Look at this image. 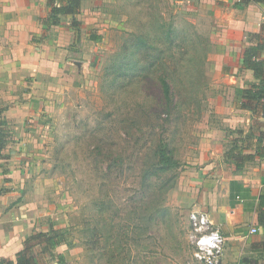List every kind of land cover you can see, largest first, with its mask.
<instances>
[{
  "label": "rangeland",
  "instance_id": "374dc122",
  "mask_svg": "<svg viewBox=\"0 0 264 264\" xmlns=\"http://www.w3.org/2000/svg\"><path fill=\"white\" fill-rule=\"evenodd\" d=\"M94 1L84 7L96 16L77 18L79 32L66 54L76 61L55 79L28 84L38 92L31 94L35 105L0 117V165L7 171L4 159L13 164L17 198L34 232L53 227L64 238L52 249L34 244L36 263L205 264L193 259L186 239L187 213L199 209L221 226L219 264L245 258L264 264V247H253L264 241V224L251 233V221L236 215L241 196L227 191L226 180L237 171L225 157L241 147L246 153L251 123L263 121L239 107L240 90L253 77L237 65L247 45L264 40L263 6ZM162 77L171 87L168 99ZM160 140L177 161L159 185L169 187L162 200L179 221L183 248L173 253L169 235L156 236L142 258L135 234L121 235V228L133 216L141 164Z\"/></svg>",
  "mask_w": 264,
  "mask_h": 264
},
{
  "label": "crops",
  "instance_id": "0c3cea01",
  "mask_svg": "<svg viewBox=\"0 0 264 264\" xmlns=\"http://www.w3.org/2000/svg\"><path fill=\"white\" fill-rule=\"evenodd\" d=\"M85 1L93 0H82L80 13L76 15V18L81 16V20L96 16L95 10L84 7ZM97 1L100 0L94 2ZM238 2L243 3L242 0ZM259 5L264 8V3L250 2L247 9H260ZM49 11L47 0H0V106L5 108L1 103L7 105L2 115L10 116L15 110L25 112L26 108L35 105L33 100L36 97L31 94L38 92L29 91L28 88L32 86L28 84L43 82L47 75L55 79L53 73L67 70L68 63L76 61L71 54L66 56L78 32L76 28L64 23L71 16H62L60 24L53 25L47 20ZM237 60V65L239 63L238 66L242 67L241 57ZM244 71L252 74L250 70ZM232 77L236 80V76ZM254 82L256 80L253 78L252 83ZM24 90L26 92H22ZM259 117L263 121L255 123L256 125L251 123L245 145V154L248 156L242 168H235L236 174L226 180L227 191L235 193L237 197L241 196L242 203L235 208V211L239 210L236 215L247 217L252 227L259 223L258 197L264 191V138L262 141L256 138L260 133L264 134V117L261 113ZM1 158L2 156L0 161ZM4 160L5 167L9 170H4L0 165V261H14L18 251L23 248L25 239L34 231V220L26 209V204L17 198L18 193L12 180L13 164ZM225 211L228 212L226 207ZM209 216L212 220V216ZM215 224L221 229L218 223Z\"/></svg>",
  "mask_w": 264,
  "mask_h": 264
},
{
  "label": "trees",
  "instance_id": "16d2710c",
  "mask_svg": "<svg viewBox=\"0 0 264 264\" xmlns=\"http://www.w3.org/2000/svg\"><path fill=\"white\" fill-rule=\"evenodd\" d=\"M81 2L82 0H47L50 8L47 20H50L53 25H59L62 16L70 15L72 18L71 26L79 32L80 21L76 18V15L80 12ZM242 2L246 4L250 2L264 3V0H242ZM92 38L97 40L95 37ZM241 66L251 71L256 82L248 88L240 90L239 107L259 112L264 117V40H257L243 49ZM161 84L163 95L168 99L172 93L170 84L164 77L161 79ZM4 110L5 108L0 106V117ZM263 135V133L257 135V140L262 141ZM155 146L151 153V161L148 164L143 161L141 164L137 190L138 197L135 200L134 209L131 210L133 216L128 217L126 220L129 224L121 228V235L135 234L136 242L141 246L142 258H147L150 255V246L157 242L156 236L164 239V235L167 238L169 235L171 238L169 241L173 242V245H170L173 253L176 252L175 250H182L183 248L181 242L182 232L178 227L179 221L172 208L165 203V199L162 200L163 194L166 193L169 187L165 188V186L159 185L164 182L163 175L174 168L177 161L173 158L167 141L160 140ZM225 155L227 159L233 160L237 170L242 168L243 162L248 156L243 153L242 147L239 151L231 150ZM110 169H112V166L109 167V171ZM258 199V221L260 224H264V191L259 194ZM129 203L126 202L127 206H130ZM126 228H128V231ZM63 240L62 235H59L53 227L48 232L33 231L25 239L23 248L18 251L15 260H2L0 264H37L32 249L34 244L43 243L48 249H52L55 244L63 242ZM257 244L253 247H264V241H259ZM244 263L256 264L248 258L244 259Z\"/></svg>",
  "mask_w": 264,
  "mask_h": 264
},
{
  "label": "built area",
  "instance_id": "2783aa9c",
  "mask_svg": "<svg viewBox=\"0 0 264 264\" xmlns=\"http://www.w3.org/2000/svg\"><path fill=\"white\" fill-rule=\"evenodd\" d=\"M188 229L186 239L192 249V257L205 264H219L223 251L224 238L222 230L205 211L194 209L187 213ZM251 227L250 232H256Z\"/></svg>",
  "mask_w": 264,
  "mask_h": 264
}]
</instances>
